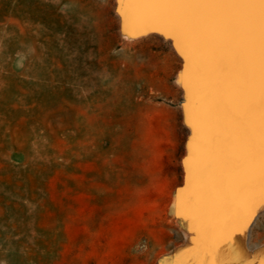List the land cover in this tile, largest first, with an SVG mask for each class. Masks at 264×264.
Here are the masks:
<instances>
[{
  "label": "rangeland",
  "instance_id": "1",
  "mask_svg": "<svg viewBox=\"0 0 264 264\" xmlns=\"http://www.w3.org/2000/svg\"><path fill=\"white\" fill-rule=\"evenodd\" d=\"M120 4L0 0V264H200L209 259L262 264L264 207L256 210L255 132L249 130L258 142V174L249 177V172L237 187L241 205L212 213L194 205L202 190L217 205L227 191L228 174L215 166L237 156L246 162L250 151L243 142L239 153L221 149L227 142L216 143L220 135L212 122L199 141L201 129L194 132L190 122L205 119L213 87L227 80L213 71L222 67L218 59L225 49L239 55L245 71L239 72L240 81L248 79L247 54L252 44L259 47V8L250 22L235 10L196 7L207 46L194 57L202 55L201 75L208 79L196 78L193 91L182 78L185 60L172 35L153 27L128 37ZM150 8L127 3L126 16L146 20ZM255 51L253 70L259 76V48ZM212 54L218 58L214 65ZM255 97L246 103L248 109H259ZM224 114L239 134L236 127L245 123L244 116ZM190 141L197 145L193 152ZM184 160L200 172L190 196L187 182L183 187ZM203 167L214 176L203 175ZM214 177L217 188L204 187ZM180 187L183 212L177 214L174 194ZM213 229L220 235L211 242L209 256L203 242Z\"/></svg>",
  "mask_w": 264,
  "mask_h": 264
},
{
  "label": "bare ground",
  "instance_id": "2",
  "mask_svg": "<svg viewBox=\"0 0 264 264\" xmlns=\"http://www.w3.org/2000/svg\"><path fill=\"white\" fill-rule=\"evenodd\" d=\"M126 4H127V2L120 4V11L123 14V23H124L125 34H127L128 37H133V36H138L140 34H143L146 31H148L149 28H153V27L159 28V30H161V32H163L165 35H170V36L172 35L177 49L182 54V56L185 60V69L183 72H181L182 75H184V77H182V76L181 77L184 78V81L186 82V86H193L196 78L198 79L201 76L202 77L206 76V75H204V76L201 75V74L205 73V72L202 73V71H205L204 65H203V63L205 64V62L200 57L203 55L202 53L205 52V51L202 52V48L205 49L207 46L206 43L201 41V38H200L202 32L205 30L200 29V28H203V27H200V24H201L200 22H202V21L199 19L200 18L199 14L195 15V12L197 11L196 7L166 8V9L164 8V12L162 13V12H160V9L158 7L152 6L153 8H150L151 14H150L149 18L145 20L142 16H140L138 14H137L138 16L136 15L134 17H131V16L127 17L126 16ZM212 9H214V8H212ZM221 9H220V11H221ZM216 10H217V8H216ZM212 11L213 10H211L210 12H212ZM159 13L165 14V17H164V19H162V21H160L157 18ZM224 13H222V14H224ZM206 15H208V13ZM208 16H210V14ZM204 25H205V23H204ZM228 30H229V27H228ZM255 30H256V27H255ZM231 31H232V29H231ZM198 39H200V40L197 41ZM252 41H251V43H254ZM252 46H253V49L250 51V54L246 53L247 55H249L246 59L248 61L250 73L248 71V76H247L248 79H246V81H242V82L240 81L239 72L241 73L240 75L243 76L245 71H243L241 69L242 64H241V60L238 57L239 55H236L235 53L230 52V51H232L231 49H229L230 51H227L228 49L227 50L225 49V51H223V52L221 51L222 53H221V56L219 57V59L217 58V56H215L217 53L211 55L213 65L215 64L217 59H218V63H219V61H222L221 62L222 67L220 69H218V71H217V68L213 69L215 74H217V72H219V73H221L220 76L222 77L225 75L227 80L229 79L228 77H230L232 75H236V78H234L235 80L233 79L232 82L230 81L231 83H228V81L230 79L228 81L227 80L222 81V85H220L219 89H218V87H215V88L213 87V89H214L213 93L214 94L211 95L209 93L211 95V100L208 101L209 102V110H208L209 112L206 110L207 115H205L204 117L202 116L203 118H205L203 120L202 119L199 120L200 117L199 118H192L190 120V122L192 124V128H193L194 132H197V130L199 132V129H201V131L198 133L200 136L198 138V140L201 141V139H202L201 136H203V134H206V132H208L209 127L211 128V125L209 124V122H212V124L214 126L212 128L214 129V131L217 132V135H220L219 136L220 139H218V140L216 139L217 140L216 143L217 142L220 143V140H222V141L224 140L223 141L224 143L227 142V144H225V146L221 147V149L225 150V148H226L225 151L228 150V152L231 151V152L239 153V150L242 147L241 144L243 142V143H245L244 149L247 150V154H249L248 152L250 151V155L247 156V158L248 157L249 158L246 162H244L245 158H239L238 156L236 158L230 156L231 158L228 159L227 162H222V161H220L221 157L219 156L218 161H220V162L218 163L217 166H215V169L217 168V170H222V171H224L223 173L228 174V176H227V181H228L227 191L222 192L220 194V196H221L220 203H219V205H217V204H212L210 202V200L208 199L207 195H205L204 190H202V192L197 197L199 199V200H197L198 203H196L195 205L193 204L194 208L195 207H198V208L209 207V209L212 213H217L216 211L220 212L223 210L224 211L228 210L230 204L241 205L240 204V202H241L240 197L242 194L237 193V187L240 186L239 184H241L243 182V180L246 177H248V175L250 173L251 174L249 175V177L252 175V173L253 174L255 173L254 167H256L258 163L257 164L255 163L256 164V166H255L254 161L256 162L257 159L255 160V158L258 157V150H257V146H256V144L258 142L256 143L253 141V139L250 137L249 130L253 129L255 134L253 135L252 132H251V134L257 140H259V119H260L259 111H258L259 109H258V107L256 109H255V107L248 109L246 106V103L248 101H250L252 98H254L255 96H257L258 95L257 92H259V81L257 79V77H259V76L255 75L258 71L256 72L253 70L256 66V63H257V51H255V50H257L259 47L257 46L258 47L257 48L256 45L254 46L253 44H252ZM197 50H199V51L201 50L200 52L202 55H200L198 57L201 59L194 57V53H196ZM218 52H220V51H218ZM248 52H249V50H248ZM205 53H204V55H205ZM211 58L209 60H211ZM207 65H209V63L207 64V62H206L205 66H207ZM216 66H217V64H216ZM257 69H259L258 66H257L256 70ZM192 71H193V73H192ZM221 77H219V78H221ZM232 77H235V76H232ZM179 79H180V77H179ZM206 79H208V77ZM213 80H214V77H213ZM202 81H203V78H202ZM226 81H227V83H226ZM182 82L183 81H181V83ZM203 82H202V85H203ZM196 84H195V86H197ZM212 84H214V83H212ZM202 85H200V86H202ZM209 85L211 87V83H209ZM210 87H209V89H210ZM196 89L197 88L195 87V91H196ZM201 89H199V90H201ZM225 89H226V91H225ZM204 90H205V87H204ZM206 90H207V88H206ZM193 91H194V86H193ZM197 92H195L194 94H199L200 91H197ZM202 92H201V94H202ZM189 94H193V93H191V91H190ZM201 94H199V95H201ZM196 96H198V95H195V97ZM204 96H206V95H204ZM192 97L194 98V95ZM202 98H204V97H202ZM202 98L200 96L199 97L200 100H199L197 97L198 101H200V105L202 104V101H204ZM258 98H256V99L258 100ZM201 99H202V101H201ZM197 104H199V102ZM206 104H207V102H206ZM203 106H204V104H203ZM205 107H206V105H205ZM201 108H202L201 110H204L203 109L204 107L201 106ZM223 108H225V110H228L231 113H234L235 115L236 114H239V115L243 114L242 112L246 111L244 113V115H240V116H244L245 123L239 124L238 127H236L239 134L233 133V131H232L233 123L230 119H228L225 116V114H224L225 110ZM198 109L200 111V108H198ZM205 109H207V108H205ZM204 111H202V112H204ZM192 112H196V110L192 111ZM185 113H186V111H185ZM195 114L197 115V113H195ZM201 114H203V113H201ZM204 137L206 138L205 140H207V137L206 136H204ZM196 138H197V136H196ZM196 148H197V145H195V142H192V141L188 142V150L190 152H193L194 150H196ZM218 149H220V148H218ZM218 149H216L217 151L215 150L216 154H218V152H220ZM207 158H208V156L207 157L205 156V159H207ZM251 159H253V161H250ZM185 164H186L185 165L186 166L185 167L186 168V182H187V186H188L187 196H190V194L192 192L191 188H192L193 180L195 179V177L200 172L195 166H193V164L188 162V160L186 161ZM249 164L251 166H253V168L248 169ZM257 171L259 172V170H257ZM202 172H203V175H206V173L208 174L209 172L211 175V173H212L210 170H207V169L204 170V167L202 168ZM257 174L258 173H255L254 176L256 177ZM212 176H214V174ZM216 181H217L216 178L215 179L212 178L210 180V182L208 180H205L204 187L207 188V186H208V188H210V190H214L217 188ZM245 181H246V179H245ZM218 183H219V181H218ZM218 183H217V185H218ZM234 209H236V208L234 207ZM232 213L234 215H237L239 213V211L234 210V212H232ZM202 218H204V217H202ZM201 220L205 221V219H201ZM202 223H204V222H201L200 224H202ZM202 228H204V227L202 226ZM209 233L210 234L208 237L205 236L206 239H204L205 237H203L205 242H203V240H202L204 245L206 243L207 249L204 248L206 253H207V251H209V247L211 245V242L213 240L217 239L220 235L218 233L217 229H213L212 232L210 231ZM199 239H202V238H199Z\"/></svg>",
  "mask_w": 264,
  "mask_h": 264
},
{
  "label": "snow or ice",
  "instance_id": "3",
  "mask_svg": "<svg viewBox=\"0 0 264 264\" xmlns=\"http://www.w3.org/2000/svg\"><path fill=\"white\" fill-rule=\"evenodd\" d=\"M130 5L153 6L161 8H222L235 10L237 14L243 15L251 20L254 17L253 9L259 8V189L260 196L258 205L264 206V0H120ZM251 223V220H246ZM214 252H208L211 256ZM200 264H216L215 260L200 261ZM223 264V262H222ZM264 264V262H262Z\"/></svg>",
  "mask_w": 264,
  "mask_h": 264
},
{
  "label": "water",
  "instance_id": "4",
  "mask_svg": "<svg viewBox=\"0 0 264 264\" xmlns=\"http://www.w3.org/2000/svg\"><path fill=\"white\" fill-rule=\"evenodd\" d=\"M164 37H166V36H164ZM166 38H169L171 41H172V43H173V40H172V38L171 37H166ZM174 46V45H173ZM175 48V47H174ZM183 65H184V63H183ZM183 70V66H182V68H181V70L180 71H182ZM182 86V85H181ZM183 87V86H182ZM184 103H185V101H184ZM185 160L183 161V168H184V171H185V176H186V170H185ZM186 178V177H185ZM185 183H186V179L184 180V185H183V187L185 186ZM181 188L182 187H180V188H178L176 191H175V194L174 195H176V201H177V203H176V205L174 206V208H173V210L177 213V214H182V212H183V206H182V202H183V193H181L180 194V191H181ZM261 207H264V206H260V205H258L257 207H256V210L258 209V208H261ZM255 210V211H256ZM247 226H248V223H246V230H247ZM246 230H245V236H246ZM189 231H192V230H190L189 229ZM193 238H194V236H192V237H190V242L194 245V240H193Z\"/></svg>",
  "mask_w": 264,
  "mask_h": 264
}]
</instances>
